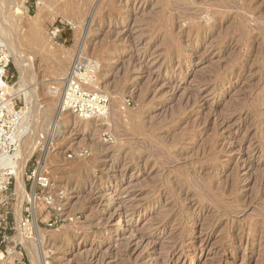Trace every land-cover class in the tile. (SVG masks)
Returning <instances> with one entry per match:
<instances>
[{
    "label": "rangeland",
    "instance_id": "rangeland-1",
    "mask_svg": "<svg viewBox=\"0 0 264 264\" xmlns=\"http://www.w3.org/2000/svg\"><path fill=\"white\" fill-rule=\"evenodd\" d=\"M37 1L16 11L0 0L10 85L11 52L33 65L19 84L36 89L17 109L37 142L25 193L14 179L0 194V264H32L37 230L47 264H264V0ZM39 8L45 61L23 41L6 43ZM78 56L104 64L95 78L111 94L107 111L116 100L120 113L93 130L69 119L51 137L50 88ZM43 155L46 187L34 176Z\"/></svg>",
    "mask_w": 264,
    "mask_h": 264
},
{
    "label": "bare ground",
    "instance_id": "bare-ground-1",
    "mask_svg": "<svg viewBox=\"0 0 264 264\" xmlns=\"http://www.w3.org/2000/svg\"><path fill=\"white\" fill-rule=\"evenodd\" d=\"M3 3L5 2V3H7V4H12V3H15V6H14V8L16 9V11H17V8H21V0H1ZM184 1V0H183ZM223 1V0H222ZM115 2V1H114ZM185 2H186V0H185ZM190 3V2H189ZM215 3V2H214ZM237 3V2H236ZM242 3V2H241ZM177 4H179V3H177ZM218 4V3H217ZM216 4V5H217ZM232 4V3H231ZM230 4V5H231ZM234 4V3H233ZM243 4H244V2H243ZM37 5L40 7H42V6H44V4H43V0H39V1H37ZM115 5H116V3H115ZM122 5V4H121ZM120 5V6H121ZM185 5V4H184ZM215 5V4H214ZM223 5V4H222ZM227 5H228V3H227ZM181 6H182V4H181ZM234 6H236V5H234ZM234 6H231V8L232 7H234ZM220 7V6H219ZM228 7V6H227ZM182 8V7H181ZM222 8H224V7H222ZM221 8V9H222ZM239 8H240V6H239ZM244 8V7H243ZM251 8H252V6H251ZM254 8V7H253ZM236 9H237V7H236ZM186 10V9H185ZM234 10V9H233ZM202 11H204V10H202ZM190 13V12H189ZM188 13V14H189ZM196 13V12H195ZM198 13V12H197ZM240 13V12H239ZM247 13V12H246ZM201 14V13H200ZM242 14V13H241ZM257 14V13H256ZM23 15H24V17H27L26 15H25V12H23ZM259 15V14H258ZM261 15V14H260ZM189 16V15H188ZM199 16V15H198ZM46 17H47V15H45V14H43L42 12H41V9L39 8L38 9V12L35 14V16L33 17V18H31V20H29V22H27L28 24L26 25V33L24 34V36L23 37H21V39L19 38V39H17V37L18 36H14V38H12V39H9V40H6V43H11V42H14V41H18V42H20L21 43V41H23L24 43H25V45L26 46H29L30 47V49L31 48H34L35 49V51H36V54L38 55V57L40 58V60L41 61H45L46 59H48L49 58V56H48V53L47 52H42V45H41V42H40V38H39V31H42L41 29H42V26H43V23L46 21ZM171 17V16H170ZM190 17V16H189ZM244 17V16H243ZM242 17V18H243ZM256 17V16H255ZM191 19V18H190ZM238 19V18H237ZM241 20V19H240ZM239 20V21H240ZM238 21V22H239ZM244 22V21H243ZM241 23V22H240ZM243 24H245V23H243ZM247 24V23H246ZM237 26V25H236ZM255 26V25H254ZM258 26V25H257ZM198 27V26H197ZM243 28V27H242ZM248 28V27H247ZM263 29V28H262ZM197 30H198V28H197ZM225 31V30H224ZM240 31H241V29H240ZM243 31V30H242ZM247 31V30H246ZM246 31H245V33H246ZM250 31H251V29H250ZM252 32H254V31H252ZM256 32H258V31H256ZM244 34V33H243ZM249 34H250V32H249ZM259 35H263V32H259L258 33ZM245 35V34H244ZM251 36H252V33L250 34ZM258 36V35H257ZM240 37V36H239ZM244 37V36H243ZM11 38V37H10ZM226 38V37H225ZM246 38H248V40H249V37H247V35H246ZM168 39V38H167ZM240 39V38H239ZM251 39V38H250ZM253 39V38H252ZM263 39V38H262ZM49 40V39H48ZM225 40V39H224ZM245 40V39H244ZM241 41V40H240ZM22 42V43H23ZM50 42V41H49ZM167 42H169V41H167ZM243 41H241V43H242ZM24 43H23V45H24ZM163 43V42H162ZM172 43V42H171ZM223 43V42H222ZM246 43V42H245ZM9 45V44H8ZM242 45V44H241ZM248 45V44H247ZM48 46H50V47H52V49H53V51H55L56 53H59V55H61V54H64V53H62V52H60L59 50H57L54 46H52L51 44H49ZM172 46H174V45H172ZM263 48H264V46H263ZM14 51V50H13ZM18 51V50H17ZM16 50H15V52H11L9 55L11 56V58L13 59V61H14V64H15V66H16V69H17V72H18V76H19V78H18V84H16V85H13V86H8L7 87V92L12 96V97H17V98H19V96H21L22 98H24V100L25 101H27V100H29L30 98H31V96L33 95V91L36 89V84H32L31 86H26L25 84L23 85V84H19V83H25L26 82V80H31V79H33V77L35 76V74H34V69H32V67H33V65H31L30 63H29V60L28 59H26L25 58V56H21V54L20 53H18ZM83 51V50H82ZM81 53H83V52H80V54ZM261 52H259V54H260ZM258 54V53H257ZM80 56H78V57H76V59H77V61H83V62H81V63H83L84 64V66H85V68H86V74H88V73H90L91 72V74L93 73V80L92 81H90V79H88L87 80V82H86V85L88 86V88H90V89H93V90H95V91H97V92H99V93H102V94H104L106 97H107V99H108V101H109V103H110V98H111V94H109L107 91H106V89L104 88V87H102L100 84H99V77L98 78H95L98 74H100V72H102V71H104V68H103V63L102 62H98V61H95V60H93V59H90V58H86L85 60L84 59H81V57L79 58ZM106 58V57H105ZM110 58V57H109ZM264 60V59H263ZM78 63V62H77ZM80 63V62H79ZM76 63H75V60H74V65H75ZM189 64H190V62H189ZM73 65V66H74ZM72 69V68H71ZM262 69V68H261ZM69 74V73H68ZM68 76V75H67ZM259 76V75H258ZM263 76V75H262ZM67 78V77H66ZM66 78H65V80H64V82H59V83H57L56 84V86L57 87H54V88H50V90H53V91H50L49 93L51 94V95H53V96H51V98H52V100H50V103H49V106H52V107H54L55 108V105H56V108H57V104H58V110L56 111V115H57V117L59 118L56 122H53V123H51V125H50V128H49V130H50V132H51V137H52V135H53V137L54 136H60L61 135V130L65 127V125H66V123H68L69 122V119L73 122L74 121V123H75V125L76 126H80V127H82V129H88V130H93L94 128L92 127V126H94V125H96V127L97 126H105V125H107V124H109V123H111V117L110 116H112L111 114H114L115 113V115H116V113H120V110H119V105L121 104V103H119V101H116V100H112L111 101V104H110V107H109V109H108V111L104 114V115H102V116H96V117H93V118H88V119H85V118H82V117H79L78 115H74V114H72V112L71 111H69V110H62V112H66V113H61V111H60V105H61V100H62V97H63V95H64V93H65V89H64V87H65V83H66ZM225 80H226V78H225ZM259 80H260V77H259ZM63 83V84H62ZM38 84V83H37ZM64 85V86H63ZM61 86V87H60ZM63 87V88H62ZM257 93V92H256ZM259 93V92H258ZM254 96V95H253ZM259 96V95H258ZM110 97V98H109ZM256 97V96H255ZM250 99V98H249ZM258 99V98H257ZM256 99V100H257ZM261 102V101H260ZM259 103V102H258ZM261 104V103H260ZM260 104H258V105H260ZM115 105V106H114ZM252 105V104H251ZM253 107H256V106H253ZM260 108H263V107H260ZM114 111H113V110ZM257 111V110H256ZM49 112V109H44V108H42L41 109V111L38 113L40 116H44L46 113H48ZM112 112H114V113H112ZM28 113V111H21V112H19V113H17V116H18V120L20 119H22L23 120V118L25 117V118H27L26 117V114ZM38 114H36V115H38ZM257 114H258V112H257ZM257 114H255V115H257ZM254 115V116H255ZM128 116V115H127ZM257 116H259V115H257ZM262 116V115H261ZM113 117H115V116H113ZM130 120V119H129ZM35 122V121H34ZM31 123H32V121H31ZM94 123V124H93ZM34 125H35V123L33 124V126L32 127H30V129H31V131H33L34 130ZM144 128V127H143ZM33 129V130H32ZM109 130V129H108ZM133 130V129H132ZM140 130V129H139ZM128 131V130H127ZM131 133H132V131H131ZM143 133V132H142ZM130 134V133H129ZM134 134V133H133ZM141 135V134H140ZM132 136V135H131ZM134 136H135V134H134ZM143 137H144V134H143ZM147 137H149V135L147 136ZM50 139V138H49ZM145 139V138H144ZM261 140V139H260ZM264 140V139H263ZM54 141V140H53ZM148 141V140H147ZM153 141V140H152ZM167 141V140H166ZM142 142V141H141ZM146 142V141H145ZM153 142H155V141H153ZM153 142H152V145H153ZM163 142H164V140H163ZM36 140H34L33 139V134L32 133H28L24 138H23V140L21 141V143H20V145H21V147H20V156H19V159H18V162H17V169H16V176H15V181H16V186H15V188H16V190H17V192H19V193H22V194H24L25 193V182H24V177H25V174H26V166H27V164H28V162H29V160L31 159V157L34 155V153H35V151H36V149H37V146H36ZM139 144H140V142H139ZM155 144H156V142H155ZM159 144H160V142H159ZM165 144V143H164ZM141 145V144H140ZM140 145H138L139 147H141ZM147 145V144H146ZM172 145V144H171ZM95 146V145H94ZM155 146V145H154ZM153 146V147H154ZM157 146H158V144H157ZM160 146L161 147H163L161 144H160ZM143 147H145V144L143 145ZM138 148V147H137ZM164 148V147H163ZM97 149V148H96ZM101 149V148H100ZM142 149V148H141ZM152 149V148H151ZM159 149V148H158ZM168 149V148H167ZM101 150H104V149H101ZM139 150V149H138ZM153 150H155V148L153 149ZM152 150V151H153ZM161 150L162 149H160L159 150V152L158 153H160L161 152ZM169 150V149H168ZM104 151H106V150H104ZM143 151H145V150H143ZM147 151V150H146ZM149 151V150H148ZM156 151V150H155ZM165 152H166V150H165ZM165 152H162V153H165ZM170 152V151H169ZM162 153H160V154H162ZM177 153V152H176ZM168 154V156H170L169 155V153H167ZM166 154V155H167ZM171 154V153H170ZM254 154H255V152H254ZM97 155V154H96ZM134 155V154H133ZM165 155V154H164ZM98 156V155H97ZM167 156V157H168ZM172 157V156H171ZM101 159V158H100ZM171 159V158H170ZM47 156L46 155H43L42 156V158H41V161L39 162V167L36 169V174L39 176V175H41L42 173H44V171L45 170H47L46 168H47ZM174 161V160H173ZM90 163V162H89ZM76 164V163H75ZM81 164V163H80ZM168 164V163H167ZM87 165V164H86ZM91 166V165H90ZM90 166H88V167H90ZM75 167H76V165H75ZM79 167H82V165L80 166L79 165ZM84 167V166H83ZM78 168V167H77ZM85 168V167H84ZM254 168V167H253ZM256 168V167H255ZM254 168V169H255ZM256 169H259L258 167L256 168ZM86 170V169H85ZM258 171H260V170H258ZM256 172H257V170H256ZM76 173V172H75ZM258 174V173H257ZM43 175V174H42ZM181 175V174H180ZM185 175V174H184ZM47 176V175H46ZM74 177V176H73ZM255 177V176H254ZM257 177V176H256ZM258 177H261V176H258ZM257 177V178H258ZM121 181V180H120ZM246 181V180H245ZM261 181V180H260ZM259 181V179H258V183L260 182ZM254 182H255V180H254ZM256 183V182H255ZM255 183H253V185L255 184ZM258 183H256L257 185H259ZM255 186V185H254ZM253 188V187H252ZM252 188H251V190H252ZM257 188V187H256ZM247 189V188H246ZM253 189H255V188H253ZM200 190V189H199ZM251 190L249 189V193L251 194ZM248 191V190H247ZM253 191V190H252ZM255 191V190H254ZM90 193V192H89ZM22 194H20V195H22ZM231 195V194H230ZM246 195V194H245ZM254 195V194H253ZM24 196V195H23ZM32 196V195H31ZM112 196V195H111ZM28 197V196H27ZM26 198V197H25ZM232 198H233V196H232ZM87 199V198H86ZM223 201V200H222ZM109 203V202H108ZM227 203V202H226ZM230 203V202H229ZM106 204V203H105ZM110 204V203H109ZM222 205V204H221ZM226 205V204H225ZM224 205V206H225ZM242 205H243V203H242ZM257 205V204H256ZM246 206V208H247V205H245ZM237 207V206H236ZM239 207V206H238ZM253 208V207H252ZM259 208H260V206H259ZM224 209V208H223ZM226 209H227V207H226ZM226 209H224L225 211H226ZM231 209H232V207H231ZM237 209V208H236ZM238 209H240V208H238ZM257 209H258V207H257ZM256 209V210H257ZM261 209V208H260ZM242 210H244V209H242ZM252 210V209H251ZM254 210V209H253ZM256 210H254V211H256ZM262 211H263V209H261ZM231 211V210H230ZM233 211V210H232ZM232 211L230 212V213H232ZM253 211V212H254ZM259 211V210H258ZM261 211V212H262ZM264 212V211H263ZM262 212V213H263ZM227 213V212H226ZM225 213V214H226ZM255 213H257L256 215H258L259 216V213L258 212H255ZM261 213V214H262ZM222 214V213H221ZM229 214V213H228ZM234 214V213H233ZM232 215V214H231ZM263 215H264V213H263ZM224 216V215H223ZM262 216V215H261ZM263 217V216H262ZM93 221V220H92ZM261 224V223H260ZM84 230H85V228H84ZM228 230V229H227ZM252 232V231H251ZM250 232V233H251ZM246 233V232H245ZM230 234V233H229ZM101 235V234H100ZM116 235V234H115ZM64 236H65V234H64ZM246 236V235H245ZM58 238V237H57ZM100 238V237H99ZM142 238V237H141ZM144 238V237H143ZM62 239V238H61ZM42 242H43V240H42V233H41V231L40 230H37V232H36V240H35V243H36V248H34V250L33 249H28L29 251H30V258H31V261H32V264H47L46 263V261H45V259L37 252V249L39 248V246H40V248H41V244H42ZM35 243H34V245H35ZM108 249V248H107ZM112 249V248H111ZM116 250V249H115ZM126 250V249H125ZM125 250H123L124 252H125ZM105 251V250H104ZM103 251V252H104ZM107 251V250H106ZM111 251V250H110ZM81 252V251H80ZM108 252V251H107ZM116 252V251H115ZM123 252V253H124ZM128 252V251H127ZM118 253H120V252H118ZM122 253V254H123ZM130 253V252H129ZM92 254V253H91ZM105 254L106 253H104V256H105ZM115 254V253H114ZM124 254H126V253H124ZM121 255V254H120ZM112 256H114V255H112ZM124 257V256H123ZM126 257V256H125ZM29 258V259H30ZM104 258V257H103ZM111 258V257H110ZM113 258V257H112ZM103 260V259H102ZM110 260V259H109ZM115 260V259H114ZM69 263V262H68ZM72 263V262H71ZM98 263V262H97Z\"/></svg>",
    "mask_w": 264,
    "mask_h": 264
},
{
    "label": "built area",
    "instance_id": "built-area-1",
    "mask_svg": "<svg viewBox=\"0 0 264 264\" xmlns=\"http://www.w3.org/2000/svg\"><path fill=\"white\" fill-rule=\"evenodd\" d=\"M9 63L7 50L0 40V194L6 191L10 181L15 179L21 137L27 134L30 122L29 119L18 120L17 113L21 111V108L17 109L18 98L7 92V87L13 86L9 82L13 77L8 78ZM90 75L86 74L83 63H76L72 67L66 78L60 111L69 110L85 119L102 116L107 112V97L86 85ZM42 174L37 176L34 172L41 186L46 187L47 176L46 173Z\"/></svg>",
    "mask_w": 264,
    "mask_h": 264
}]
</instances>
